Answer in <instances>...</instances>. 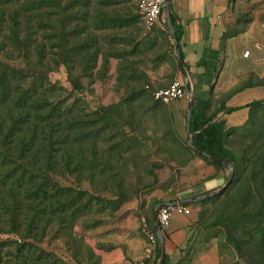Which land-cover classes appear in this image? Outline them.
Instances as JSON below:
<instances>
[{
    "label": "rangeland",
    "instance_id": "1",
    "mask_svg": "<svg viewBox=\"0 0 264 264\" xmlns=\"http://www.w3.org/2000/svg\"><path fill=\"white\" fill-rule=\"evenodd\" d=\"M89 1L87 8L67 11L87 13L68 30L88 24L89 31L65 42L61 35L54 39L48 72L60 98L73 106L70 120L86 122L82 130L70 131L72 162L66 163L69 154L59 158L50 178L60 194L57 203L67 199L75 208L67 221L58 213L46 233L40 230L41 260L35 264H141L150 256L158 264L162 244L153 228L154 208L216 191L232 170L189 145L187 111L177 116L179 101L153 95L180 76L165 29L144 28L137 0ZM61 16L53 18L59 33ZM249 21L264 25V0H243L230 31ZM224 144L241 173L253 152L264 154V103L253 108L248 123L228 129ZM250 169L235 187L191 202L193 230L176 264H264V219L235 218L264 204V171L252 178ZM220 174L224 180L216 185ZM0 238L23 242L22 235L0 233Z\"/></svg>",
    "mask_w": 264,
    "mask_h": 264
},
{
    "label": "trees",
    "instance_id": "2",
    "mask_svg": "<svg viewBox=\"0 0 264 264\" xmlns=\"http://www.w3.org/2000/svg\"><path fill=\"white\" fill-rule=\"evenodd\" d=\"M89 5L88 0H0V233L23 237L19 238L22 243L0 238V264L39 262L41 253L37 255L36 242L40 230L46 233L58 213H63L67 221L75 208L74 203L67 199L57 203L60 194L56 193L50 178L57 172L59 158L69 154L70 131L82 130L86 122L70 120L73 106L60 98L58 87L50 82L48 72L53 40L61 35L65 42L70 37L87 34L90 29L87 24L68 30L75 20H83L87 13L84 15L79 11L73 15L67 11L74 7L84 9ZM58 13L62 14L60 33L53 23ZM96 22L95 30L99 28V21ZM181 57L183 59L182 54ZM263 103L254 101L250 105L255 108ZM252 115L253 109L249 120ZM215 116L207 117L194 106L187 124L193 149L234 164V178L219 193L222 194L235 187L248 168H251L248 174L251 173L252 178L262 169L264 171V154L258 156L257 151L253 152L245 160L242 174L224 144L228 130L213 121ZM78 136L79 140L85 137L82 132ZM71 162L69 154L66 163ZM82 208L83 204L77 206L72 217ZM249 217L262 222L264 204L235 216L238 221H247ZM260 245L264 247L263 243ZM161 251L159 247L158 258ZM4 257L6 260L10 257L9 263L4 262ZM167 258L164 264H167Z\"/></svg>",
    "mask_w": 264,
    "mask_h": 264
},
{
    "label": "crops",
    "instance_id": "3",
    "mask_svg": "<svg viewBox=\"0 0 264 264\" xmlns=\"http://www.w3.org/2000/svg\"><path fill=\"white\" fill-rule=\"evenodd\" d=\"M242 3L243 0H170L171 23L165 13L166 25L158 26L165 29L173 45L174 35L178 40L188 72L185 77L179 66V79L189 82L193 108L196 106L207 117L216 115L213 121L224 130L244 125L252 113L250 104L264 101V25L249 21L246 28L230 31L231 16ZM246 51L248 56H244ZM174 52L176 55L175 46ZM190 98L177 100V116L181 117L183 110L188 113ZM187 120L186 115L189 139ZM223 180V174L217 175L216 185ZM191 230L189 215L173 214L164 231L167 264L181 260ZM155 263V256H150L141 264Z\"/></svg>",
    "mask_w": 264,
    "mask_h": 264
},
{
    "label": "built area",
    "instance_id": "4",
    "mask_svg": "<svg viewBox=\"0 0 264 264\" xmlns=\"http://www.w3.org/2000/svg\"><path fill=\"white\" fill-rule=\"evenodd\" d=\"M166 3L167 0H138V12L142 24L147 31H150L161 24L166 25ZM248 55L249 51H246L244 56ZM188 87L189 82L187 79H175L170 86L156 90L153 95L156 99L169 103L190 97L191 91ZM185 200L186 199H177L160 203L161 206L158 208V219L163 232L169 225L174 213L183 215H189L191 213L190 205L189 203H186Z\"/></svg>",
    "mask_w": 264,
    "mask_h": 264
},
{
    "label": "water",
    "instance_id": "5",
    "mask_svg": "<svg viewBox=\"0 0 264 264\" xmlns=\"http://www.w3.org/2000/svg\"><path fill=\"white\" fill-rule=\"evenodd\" d=\"M169 3H170V0H167V3H166V8H165V13H166V16L168 17L169 19V23H171L170 21V7H169ZM174 46H175V51H176V55H177V59H178V63H179V66L181 68V71H182V74L187 77L188 76V72L184 66V62L182 60V57H181V54H180V47H179V43H178V40L176 38V36L174 35ZM193 105H194V97H193V93L191 95V98H190V104H189V109H188V113H187V119L189 120L191 115H192V112H193ZM188 133H189V139H188V142H189V145H191V132H190V129L188 128ZM192 146V145H191ZM196 150L198 153L208 157L209 159H211L212 161H215L217 163H220V164H223V165H226L228 167L231 168L232 170V173H231V176L230 178L228 179V181L218 190L216 191H212V192H209V193H206V194H203L201 196H197V197H192V198H189V199H186L185 202L186 203H191V202H194L196 200H199L201 198H208L210 196H213L219 192H222L232 181L233 177H234V166L231 162L229 161H226V160H222L218 157H215V156H212V155H209L203 151H200V150H197V149H194ZM161 205H157L154 210H153V213H152V222H153V228H154V232L156 233V235L159 237V239L161 240V244H162V251H161V257L159 259V262L158 264H164V261L166 259V245H165V237L163 235V231L161 229V226H160V223H159V219H158V208L160 207Z\"/></svg>",
    "mask_w": 264,
    "mask_h": 264
}]
</instances>
